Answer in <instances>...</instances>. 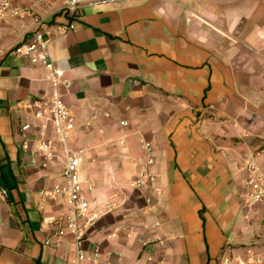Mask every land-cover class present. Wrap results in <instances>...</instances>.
<instances>
[{"label": "crops", "instance_id": "crops-1", "mask_svg": "<svg viewBox=\"0 0 264 264\" xmlns=\"http://www.w3.org/2000/svg\"><path fill=\"white\" fill-rule=\"evenodd\" d=\"M13 3L43 22L0 21V264L74 259L73 235L58 234L67 203L40 196L63 182L65 153L43 165L26 107L56 96L76 117L70 144L84 149L92 208L114 205L87 231L84 249L99 256L83 264H219L225 253L264 264V201L244 200L248 164L264 171V0H84L74 19L57 0ZM38 29L63 71L57 85L11 52ZM143 142L155 180L135 188Z\"/></svg>", "mask_w": 264, "mask_h": 264}, {"label": "built area", "instance_id": "built-area-1", "mask_svg": "<svg viewBox=\"0 0 264 264\" xmlns=\"http://www.w3.org/2000/svg\"><path fill=\"white\" fill-rule=\"evenodd\" d=\"M45 1V0H37ZM59 11L74 19L77 8L84 0H57ZM107 3H119L123 0H101ZM9 16L19 18L31 17L37 24L43 22L40 15L33 11L31 7L14 5L13 0H0V21ZM75 29V22L71 21L64 27V32ZM12 53L28 57L34 63H41L50 72V78L54 85L61 80L63 71L58 68L49 51V40L45 37L41 29L36 30L32 38L28 41H21L15 44ZM26 107L33 112L34 117L40 120L38 129V140L36 152L44 159L43 165H47L49 160L57 156L61 148L65 153L64 165L61 173L63 182L51 187L43 188L40 196L44 200L62 198L68 205V212L65 216V224L59 229L58 234L71 233L74 238V259L71 264H83L86 260L96 259L99 256V249H95L90 256L84 249L87 231L96 225L101 217L111 212L114 208L112 203L92 208L87 192L94 189L92 179H84L82 176V161L84 149L71 146L70 142L76 128V117L70 112L64 102L57 96L50 99H35L26 104ZM122 126L128 124L127 120H122ZM34 125L25 123L21 126L24 139L21 147L23 150H30V140L26 131L32 129ZM48 128H51L52 136L47 135ZM142 161L139 163L136 177L129 183L135 188H144L151 185L155 180L152 166L155 162L152 146L148 142H143ZM264 153V148L257 152V155ZM251 175L246 180L245 202L256 204L264 201V171L259 168L253 160L248 164ZM0 193L7 195L5 188L0 189ZM261 259L255 256L244 258L239 255L225 253L221 256L219 264H259Z\"/></svg>", "mask_w": 264, "mask_h": 264}, {"label": "water", "instance_id": "water-1", "mask_svg": "<svg viewBox=\"0 0 264 264\" xmlns=\"http://www.w3.org/2000/svg\"><path fill=\"white\" fill-rule=\"evenodd\" d=\"M186 119H187L189 125H191V126L196 125L198 123V121H199L197 118H193V117H191V118L190 117H186Z\"/></svg>", "mask_w": 264, "mask_h": 264}]
</instances>
